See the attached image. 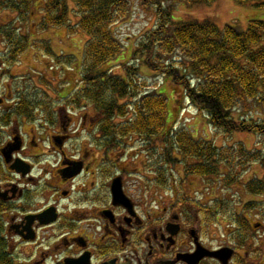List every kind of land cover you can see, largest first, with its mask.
I'll return each mask as SVG.
<instances>
[{
  "label": "flooded vegetation",
  "instance_id": "af4514ba",
  "mask_svg": "<svg viewBox=\"0 0 264 264\" xmlns=\"http://www.w3.org/2000/svg\"><path fill=\"white\" fill-rule=\"evenodd\" d=\"M11 66L0 58V264H264L261 222L216 225L198 190L155 188L136 136Z\"/></svg>",
  "mask_w": 264,
  "mask_h": 264
},
{
  "label": "trees",
  "instance_id": "16d2710c",
  "mask_svg": "<svg viewBox=\"0 0 264 264\" xmlns=\"http://www.w3.org/2000/svg\"><path fill=\"white\" fill-rule=\"evenodd\" d=\"M68 1H71L79 15L77 28L88 38L80 64L82 88L76 90L73 96L89 103L94 112L102 116L108 132L115 129L123 138L133 135L143 137L146 144H149L146 147L150 146L149 139L155 137L154 150L158 142H163L161 149L165 161L170 164L179 163L173 152L178 153L183 161L193 160L187 163L185 175H221L220 164H231L232 161L228 151L219 150L203 140L196 141L188 132L176 133L174 139L170 134L172 129L162 134L166 128V99L156 92H148L149 86L145 83L138 84L137 67L123 64L124 76L111 72L114 65L100 69L122 51V43L111 27L127 14L128 1L42 0L40 27L69 25ZM184 1L192 4L213 0ZM236 1L240 4L250 2ZM34 2L0 0V11L15 13L18 21L27 22ZM153 4L157 21L155 26L142 35L135 56H140L150 71L161 73L181 86L183 96L197 111L204 114L216 132H250L264 136V121L247 119L244 115L237 118L233 114L234 108L246 99L255 100L264 111V22L252 20L245 31H239L231 25H225L219 30L210 20L172 22L171 6L163 8L161 2L156 0ZM0 34L13 42L14 34L7 31V28L0 30ZM12 45L9 54L13 60L15 54L26 49L27 36L18 37ZM129 113L133 116L130 121L113 124V120L123 119ZM236 152L240 157L246 156V160L259 163L264 171V157L258 153V156L247 157L243 147H239ZM218 179L222 181L223 187L240 186L248 195L264 193V180L259 178L242 183L227 173ZM252 203L245 204V209L252 208ZM234 222L236 226H248L247 220L241 216L236 217Z\"/></svg>",
  "mask_w": 264,
  "mask_h": 264
},
{
  "label": "rangeland",
  "instance_id": "374dc122",
  "mask_svg": "<svg viewBox=\"0 0 264 264\" xmlns=\"http://www.w3.org/2000/svg\"><path fill=\"white\" fill-rule=\"evenodd\" d=\"M127 1V14L116 21L111 27L117 39L122 43V51L114 59L104 63L100 69H107L114 65L115 67L111 69V72L115 75L124 76L123 64L137 67L138 84L145 83L146 86H149L148 92H156L163 95L166 99V128L162 134L168 129H172L170 132L172 136L181 131L188 132L196 141L203 140L212 143L219 150L228 151V156L230 154L229 157L232 158L231 164H220L221 175L218 177L221 178L225 174L231 173L234 177L240 179L242 183L253 178L264 180V171L259 163L246 160V156L240 157L236 152L239 147H243L247 151V157L252 155L258 156V154L260 157H264V136L250 132H234L229 134L216 132L208 124L204 114L199 113L183 96L181 86L174 84L161 73L150 71L143 63L141 57L135 56L136 46L142 35L155 26L157 21L155 5L153 4L155 0ZM156 1H160L163 8L172 7V22L210 20L217 25L219 30H222L225 25H231L239 31H245L252 20L264 22V0H250V2L245 4H240L236 0H213L208 3L198 2L192 4H188L184 0ZM42 6V0H35L34 7L31 9L32 13L27 22L18 21L15 13L0 11V30L7 28V31L13 32V42L18 37L24 38L25 36L26 38L27 36V46L25 47L27 49L15 54V58L12 60L9 53L11 52V47L14 46L12 45L13 42L8 40L4 34H0V58H2L5 64L11 62L12 66L10 70L13 73L19 75L20 72L24 75L21 79L17 75L16 82H25L28 85L31 80V82H37L46 90H53L57 85L64 86L60 95L63 96L70 89L73 91L75 88L76 90L82 88L79 66H81L84 45L88 38L77 28L79 15L71 1H68L70 24L64 27H40ZM14 61H18V63L15 64ZM9 81H12V79H9ZM68 95L70 96V94ZM86 112L96 114L92 106ZM233 114L237 118L244 115L247 119L264 121V111L258 107L255 100H244L234 108ZM132 117V114L129 113L123 119L116 118L113 120V124L116 122H128ZM113 130L115 129H111V131ZM111 135L118 136V130ZM135 139L137 140V144ZM135 139L133 138V143L135 142V145H138L139 162L146 163L147 161L154 165L153 172L149 176L154 179L155 188L161 187L168 182L184 183L188 195H192V191L198 190L196 198H201L202 200L198 201L203 204L206 203V205L212 206L216 201L215 198H220V204H216L217 209H215L218 210V214L229 217L231 209H234V205L236 204L234 210H240L250 223L261 222L264 225V193L259 196L250 197L246 196L242 188L238 186L226 188L218 186V184L213 186L214 192H212V186L209 187L207 183L215 184V181L208 182L196 176L185 175L187 163H191L193 160L187 159L183 161L178 153L173 152L178 157L179 163L170 164L165 161V156L161 149L163 142H158L154 150L155 137L150 138V146L147 147L145 145L149 144H146L142 138L137 137ZM143 150L146 152H143ZM137 165L139 166L138 162ZM218 177H214V179H218ZM181 179L183 181H180ZM247 201H254L252 203L253 207L249 208L250 210H242L240 207L243 203H247ZM212 211L214 212V210ZM222 216L218 217L219 222L216 225L231 228L229 222L222 220ZM229 218L231 219V217Z\"/></svg>",
  "mask_w": 264,
  "mask_h": 264
}]
</instances>
